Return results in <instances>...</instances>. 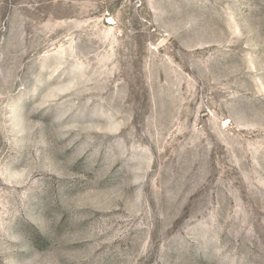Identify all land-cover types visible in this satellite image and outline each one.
Returning a JSON list of instances; mask_svg holds the SVG:
<instances>
[{"label":"rangeland","instance_id":"obj_1","mask_svg":"<svg viewBox=\"0 0 264 264\" xmlns=\"http://www.w3.org/2000/svg\"><path fill=\"white\" fill-rule=\"evenodd\" d=\"M0 264H264V0H0Z\"/></svg>","mask_w":264,"mask_h":264}]
</instances>
